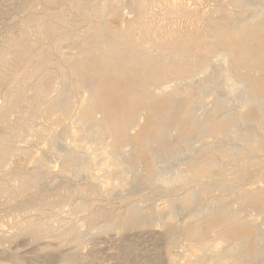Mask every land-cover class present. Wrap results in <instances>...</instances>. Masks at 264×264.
<instances>
[{"label": "bare ground", "instance_id": "1", "mask_svg": "<svg viewBox=\"0 0 264 264\" xmlns=\"http://www.w3.org/2000/svg\"><path fill=\"white\" fill-rule=\"evenodd\" d=\"M50 1L48 2L50 3ZM66 1L81 17H88L92 13L98 12L101 19L109 14L105 12L107 7L112 6L113 11H117L122 6L129 5L135 12V18L127 20L121 30H113L106 28L104 24H99L80 35H71L73 25L62 11L57 13L41 11L30 15L27 22L19 24L17 33H13L12 30L8 31L0 47V78L11 72H16L18 69L15 64L18 61H24L25 66L22 73L17 75L16 81L4 93V102L0 107V128L5 130V133L0 135V177H3V179L0 178V197L14 201L20 199L31 190H35L36 187L39 189V185L51 174V169L44 159L37 158L35 160L40 163L39 168L31 171H21L14 179H5L4 171L8 162H10V158L18 157L22 153L14 147V142L25 140L29 132L43 137L47 142L49 153L62 158L63 176L67 174L78 176L83 173L90 179H94L90 165L95 156L92 154L93 152H89L91 148L89 150L88 147L82 146L81 141L77 142L79 145L75 144L74 146H68L70 143H67L66 146L64 144L72 137L73 133L76 134L72 132L74 131L73 128L71 131L69 127L72 132L71 137L70 131L65 129L68 128L67 124H65L66 127L62 126L64 130L60 129L62 132H59V134L53 133L51 130H49L50 132L41 131L36 128L35 119L42 115L48 118L50 122L55 123L68 116L69 107L67 104L73 98V94L68 90L71 79L68 78L67 74L73 76L86 74L89 71L88 67H91L93 62L100 59L102 63H100V67L95 74L98 79H87L92 85V89L90 94L84 97L86 99L82 111L89 114L88 116L81 115L79 134L77 133V136L74 135L73 137H79L80 140L86 138V141L89 139V141L94 142L93 146H98L97 149L100 146L108 148L109 156L112 153H118L117 155L112 154L111 158L108 156L110 159L106 160L107 162L103 159L106 162H102L103 166L99 161V166H102L103 173L108 178L113 179L115 177L114 179H118L117 185H113V187L111 185L109 190L107 189L110 197L114 195L116 199L117 196L120 198L119 193L121 194V192V195L125 192L124 199H128L132 195L133 190L131 189V192H129L128 188L134 183H129L128 179L130 177L128 175L129 173L130 175L135 173L133 170L137 168H134L132 159V163H125L124 161L129 158L128 154L132 156L133 153L137 155L141 152V149L136 150L135 148L130 153L123 152V150L127 151L129 149L123 147L125 143L121 144L122 147L119 146V142L117 143L112 135L120 133L122 136L130 138L129 126L137 121V117L139 118V114L133 112L134 108L141 106L145 110V107L150 103L166 98L167 107L149 114L148 120L151 122V128L142 135L143 154H145V157L151 156V165L147 171V181L150 184L148 187L152 185L163 187L162 190H171L177 186L181 188H187L190 185L196 186L194 190L189 191L187 197L180 203L182 206L197 205L196 207L199 208L195 209L196 211L194 210L195 212H192L193 215L191 216L194 230L192 233L186 232L185 236L193 240V243L196 242L197 246L212 249V259L207 260L203 255L198 256L197 262L199 264H259L264 259V223L259 226L260 224L257 225L247 219L246 213L244 214L245 211L242 212L228 203L229 199L225 196V193L230 186H236L248 177V166L255 167L254 170L258 171L257 168L263 166L264 163L258 158V155L264 151V55L257 52L258 45L264 40V10H262L264 8L259 9L260 5L264 6V0H226L227 3L235 2L240 6V9L244 4L251 3L252 15L248 19L234 15L226 20L231 23L227 46L222 49L219 58L217 57L216 64H213L210 60L202 69V72L211 76V78L209 77L210 79L206 81L202 79L203 82L201 83L198 81L201 80L200 77L196 81L194 80L197 73L190 72V77L177 79L179 82H174L175 85L169 91L167 88L165 91L155 92L154 95L148 92L150 85L158 82L166 73L180 74L184 71L187 72L186 68L188 66L193 67L198 64L199 54L207 52L212 41L221 38L223 31L220 27H224L226 24L219 23L218 19L213 17V15L220 12L214 10L209 17L210 23L214 27H219L218 30L212 33V36H208L209 38L205 34L203 38H199L197 33L200 28L198 26L191 25L189 29L178 31L174 29L176 19L182 16L186 9L180 0L179 3L171 0H109V4L104 5L100 4L102 0ZM99 5H101L100 10L98 9ZM248 6L250 7V4ZM156 7L160 9L162 20L167 22V29L160 27L159 20L155 19L152 12L150 13ZM203 29L205 31L209 30V28L204 27ZM134 32H138L140 36L136 38ZM43 39L52 41L54 51L60 62H54V57L45 48L36 49ZM71 39L74 40L73 44L76 46L77 52L68 56L62 53L61 49ZM207 39H210V41ZM242 42L244 48L240 51L238 45ZM217 64L223 68L222 73L220 72L221 68L219 71L216 70ZM46 65L56 66L57 70L44 73L39 82L33 84L36 76L42 72V68ZM216 71L222 74L221 77L216 75L214 78ZM198 73L200 74V72ZM59 74L64 75L61 87L52 98H48V85L56 81ZM202 75L204 76L202 78L206 77L204 74ZM122 76L125 77L127 84L122 83ZM102 81L106 83L111 81L113 84L111 83V86L108 85L105 88ZM217 89L218 92H220V89L224 91V94L219 98L215 97L217 99L216 101L213 100L215 101L214 105L210 109H206L205 102L208 95ZM103 92L107 93L103 94ZM218 92L215 91V94L213 92V95L215 96ZM187 96H191L193 102L185 104L184 99ZM110 99L120 103L119 106L116 107L117 102L109 105ZM124 99V107L120 109L123 104L121 101ZM143 110L142 112H144ZM177 110L180 113L175 115L173 112ZM198 110H201V113H197ZM245 110H251L252 112L246 113ZM54 112H58V116L50 118ZM99 113L102 114L101 119L95 117V114ZM75 129H78V127ZM210 131H213L210 135L213 138L211 143L204 139V134ZM56 132L58 133V130ZM107 138L108 141H106ZM198 139L200 140L199 146H197V143L195 145ZM58 144L65 149L58 148ZM130 149L132 148L130 147ZM87 151L91 155L87 154ZM158 153H160L159 156H157ZM120 154L125 156H122L123 161L120 159ZM181 154L187 156L186 167L182 169L169 167L172 161L181 158ZM203 154H207V157L202 158ZM96 156H100V154ZM217 156L226 159L227 157L233 158L231 167L226 168L224 166L225 160H219ZM202 160H204V163L201 162ZM109 167L112 169H109ZM127 177L129 178L127 179ZM204 180H207L208 184L203 183ZM59 182L56 181V185L53 184L54 189L51 191L56 194L57 199L54 198L55 202L64 198L72 199L74 195L85 193L82 189L70 193ZM50 187L52 188V185ZM134 187V185L131 186V188ZM215 187L219 188L221 195L211 198L207 206L202 207L201 203L204 200L200 202V199L209 194ZM97 188L98 186L95 189L97 190ZM116 188L123 190L121 192L118 190L117 196ZM48 191L42 192L39 198L35 197L40 201L37 205L35 203L36 211L39 212L47 206L48 203L44 204L42 200L49 197L50 193ZM29 196L27 195V197ZM250 197L264 202V188L233 193V199L245 205L249 204ZM174 200L173 198V202ZM139 205L140 203L132 206L125 214L116 215L113 220L100 229L103 231H119L131 225L145 224L152 219L157 221L158 217H161L159 214L161 212L157 209L147 212ZM23 206L25 205L23 204ZM87 208L88 203H78L73 211H85ZM175 210V204L170 203L165 209L167 219L173 218ZM257 215L260 216V214ZM93 219L91 218V221ZM231 221L236 222L239 226L249 227L252 233L249 236L246 235L247 237L242 234L233 235L231 241H228V245L223 246L222 249L215 245L206 244L203 238L197 236L198 229L202 224H220L221 222ZM17 224L18 231L14 237L28 233L32 236V239L37 240L49 230H53L48 223L35 224L31 220L21 221ZM1 233L0 239H3ZM82 233L78 227L73 226L66 231L62 242L74 238L75 247L78 248L84 238V233L83 235ZM249 243L251 247L245 254L244 251ZM194 247L196 246H190V250ZM170 263L178 264L175 259H171ZM60 264H68V258H63Z\"/></svg>", "mask_w": 264, "mask_h": 264}, {"label": "rangeland", "instance_id": "2", "mask_svg": "<svg viewBox=\"0 0 264 264\" xmlns=\"http://www.w3.org/2000/svg\"><path fill=\"white\" fill-rule=\"evenodd\" d=\"M48 1L49 0H0V40H1L0 47L3 41L5 40L8 31L12 30L13 33H17V27L19 26V24L27 22L30 15L39 13L41 11L43 12L47 11L50 13H57L62 11L63 14L69 19L70 23L73 25V29L71 30V35H80L83 32H86L87 30L98 26L99 24H104L106 28H110L113 30H121L125 26L127 20H133L135 18V12L133 11V8H130L129 5H124L117 11H113V7L109 6L107 7V10L105 9L106 10L105 12H108L109 14H107L105 18L100 19L98 12L92 13L88 17H81L78 12H75V10L72 9L73 7H71L66 0H51L50 3ZM171 1L175 3H179L180 1H182L186 8L183 15L179 16L176 19V25L174 27L176 31L184 30L186 28L189 29L191 28V25H194L200 28L199 32L197 33L199 38H203L204 34L207 37L212 36L213 35L212 33H215L216 30H218L217 28H219L216 26L214 27V25L210 23L209 17L214 10H218L220 13L217 15H213V17H216L219 23L221 22L223 25L225 24L226 25L224 27L223 26L220 27V29H222L223 31L221 38L218 40H213L209 50L207 52H202L199 54L200 58L198 60L197 65L193 67L188 66L186 68V70L188 71L187 72L184 71L180 74H175L174 72L166 73L162 78H160L158 82L153 83L152 85L149 86L148 92L151 95H154L161 91H165L167 90V88L169 91L171 88H173L175 83L179 82L177 81V79H186L190 77L191 75L190 72H195L198 74V75L196 74L194 78L195 81L199 79V77L201 78V80L199 79L198 81H200L201 83L203 81H206L207 79H210L211 76L207 74L205 75V73L202 72V69L206 66L207 62H210V60L213 64L217 62L216 59L219 58V55L223 51L222 49H225V47L227 46L228 40L230 38L229 28L231 27L230 25L231 23H228L226 20H228L230 16H234V15L241 16L244 19H248L251 17L250 15H252L251 14L252 6L251 3L249 2L248 3L250 4V7L248 6L249 4H244L245 7L247 6V8L241 6V9L245 8L244 10H241L240 6H238L235 2L227 3L226 0H180V1L171 0ZM100 4L101 5L109 4V0H102ZM101 5H99L98 9L101 7ZM260 6L259 9L264 8V6L263 7L262 5ZM34 7L36 8V10ZM248 7L250 10L248 9ZM151 12L152 14L155 15V19L159 20L158 21L160 22L159 26L164 29H167L168 27L166 25L167 22L162 20L163 17L160 16L161 12L159 7L153 8V10H151L150 13ZM203 27L206 29L209 28V30L205 31ZM134 36L137 38L140 36V34L138 32H134ZM207 40L210 41V39ZM73 42L74 40L71 39L67 44H65L61 49L62 53L68 56L75 54L77 52V48L73 44ZM238 46L240 51L243 50L242 49L244 48L243 42ZM40 48H45L46 50H48L54 57L53 58L54 62H60L59 57H57L56 52L54 51L53 43L51 40L49 39L41 40L40 43L37 45L36 49H40ZM257 52L258 54L264 55V40H262L261 43L258 45ZM213 59L216 61H214ZM100 63H102L100 59H97L95 62H93L95 66L91 64V67H88L89 71L86 74L79 76H73L67 74L68 78L71 79V84L68 90L73 94V98L67 104L69 107L68 116L62 118L60 121L55 123L50 122L48 118L42 115L38 116L35 119L36 128L41 131L46 130L48 132L49 130H51L53 133L59 134V132L60 133L62 132L60 129L64 130L63 128L66 127L67 125L68 128L65 129H68V131H70V128L72 131L73 128L74 131L72 132H75L76 134L73 133L71 137L72 132L70 131L71 138L69 139L71 141L67 138L68 140L64 142V144L66 146L67 143L68 144L70 143L68 146L70 145L74 146L75 144L79 145L77 144V142L79 143V141H81L82 146H84L85 148L88 147L89 150L91 148V151L89 152L90 153L93 152L92 154L95 156V157L92 156L94 157L93 158L94 160L92 161L93 163L91 162L90 165V168L92 167L94 179H90L87 175L83 173L78 176H73L72 174L64 175L67 178L66 179L62 174V169H63L62 158L59 157L58 155H52V153H49L47 149V142L44 140L43 137H39L40 135H35L33 132H29L25 140L15 141L14 147L19 149L22 153L18 157L10 158L9 160L10 162H8L4 171L5 179L7 178L14 179L21 171H25V170L31 171L33 169L39 168L40 163L38 161L36 162L37 158L44 159L45 163L51 169V174L43 180L44 182L39 185V189L38 187H36L35 190L33 189L29 192L30 194L29 193L27 194L30 195L29 197H27V195L24 196L26 198L22 197L24 200L20 198L14 201V200H8L5 197L4 198L0 197L1 200L0 233L2 231L1 235L3 236L4 239V240L0 239V264H60L62 259L65 257L68 258V264H171L170 263L171 259H175L178 264H199L197 262V258L198 256L201 255H203L205 259L211 260L213 257L212 249L209 248L206 249L197 246L196 242L193 243L192 242L193 240H190L188 237L185 236L186 232L188 231L189 233L193 232L194 224L192 223L191 216L193 215L192 212H195L196 211L195 209H199V208L196 207L197 205L182 206L180 201H183L189 194V191L194 190L196 186L190 185L189 187H187L188 189L183 187L182 189L180 186H177L175 189L174 188L171 190L166 189L167 191L162 190L163 187L161 188L155 186L157 189L152 185L151 187H148L150 186V184L147 181V171L151 165V160H150L151 156L145 157V154H143L144 147L142 143V135L143 133L149 131L151 128L150 126L151 122H149L148 120L150 116L149 114L151 112L167 107L168 103L166 98H161L158 101L150 103L148 106L145 107L146 108L145 110H143V107L141 106L134 108L133 112L139 114L138 115L139 118L137 117V121L136 122L134 121L129 126L128 132L130 138L124 137L120 133L112 135V138L115 141H117V143L119 142L118 143V145L120 144L119 146L122 147L121 144L125 143L123 147L125 148L127 147V149H129L127 151L123 150V152L125 151L130 153V151H132L133 148H135L136 150L141 149V152L139 150L140 153H138L137 155L133 153L132 154V156L134 155L133 157L130 156V154H128L130 159L127 158L128 161L127 160L124 161L125 163L133 162V165L135 166L134 168H137L133 170L136 174L131 173L130 175L129 173L128 175L130 178L133 175V177L131 178L132 180L129 177H127V179L129 178L128 179L129 183L131 184L134 183L133 185L135 186L134 188H131V186H133L131 185L128 188L129 192H131L130 191L131 189L133 190L132 191L133 193H131L132 195H130L128 199L123 198L125 192L123 195H121L122 189L119 190V188L118 189L116 188L117 191L116 196L120 191L121 194L119 193V196L121 197L119 198L117 196V199L116 197H114V195L110 197V194H108L109 193L108 190L111 185L113 187V185L118 184V179H114L115 177L113 179L108 178L106 174L103 173V168H102L103 163H106L107 162L106 160H109L113 155L115 154L117 155L118 153L115 154L112 153L113 155L110 154L111 156L110 157L109 156L110 152L108 148H103L104 146H100V148L97 149L98 146L97 145L93 146L94 142H92L91 140L89 141V139H87L86 141V138L85 139L81 138V140L79 137L75 138L77 136V133L79 134V128H80L79 124L81 120V115L84 114L85 116H88L89 114L87 112L83 113L82 111L83 110L82 107L86 99L84 97H87L92 89V85L87 81V79H93V78L98 79V76L95 74H96V70H98L100 67L99 66ZM24 66H25L24 61H18L15 64V67L18 69L16 72L13 71L14 73L11 72L9 74H6L4 77L0 78V107L4 102V93L7 92V90L11 87V85L16 81L17 75L22 73ZM216 66H218V64ZM216 68H217L216 70L218 71L221 68L220 72L222 73L223 71L222 67L218 66ZM56 70H57L56 66H52V65L44 66L42 68V72H40L36 76V80L33 81V84H35L36 82L38 83L44 73L52 72V71L54 72ZM218 71H216L217 74L216 73L214 74L215 75L214 78L216 77V75H218L217 77H221L222 74L219 73ZM198 72H200V74ZM201 73L204 74L206 77L202 78L204 76ZM63 77L64 75L59 74L58 79L54 81L52 84L48 85V94H49L48 98H52L57 93V90L61 87V81H63ZM121 80L123 84L125 83L127 84L124 76L121 77ZM200 82L199 84H201ZM111 83H112L111 81L110 83L103 82L105 88H107L108 85L111 86L113 84ZM215 91L218 92V89ZM215 91H213L214 94ZM221 91L222 90L220 89V92ZM213 92L210 95H208L206 99L205 102L206 109H210L214 105L217 99L215 97L219 98V96L221 97V95L224 94V91H222L221 92L222 94L218 92L214 96ZM106 93L107 92H103V94ZM116 102H117L116 100L110 99L108 103L109 105H111ZM121 102L123 104L120 106V109L124 107L125 99L122 100ZM191 102H193V98L191 96L185 97L184 99L185 104ZM119 104L120 103H118L116 107H118ZM207 104L210 106L208 107ZM142 110L144 112H142ZM245 112L251 113L252 111L245 110ZM173 113L177 115L180 113V111L177 110ZM197 113H201V110H198ZM58 114H59L58 112H54L50 116V118L56 117L58 116ZM95 117L101 119L102 114L100 113L97 115L95 114ZM65 124L67 125L65 126ZM63 125L64 127H62ZM76 126L78 127V129H75L77 128ZM56 129L58 130V133L56 132L57 131ZM212 132L213 131H210L204 134V139L209 143L213 142L212 141L213 138H211L210 136ZM4 133L5 130L3 128H0V135ZM74 135L75 137H73ZM74 139L75 141H73ZM119 139L120 141L123 140L122 143L118 141ZM106 141H108V138L106 139ZM196 143L197 146H199L200 140L199 139L196 140L195 145ZM57 147L60 149H65L60 144H58ZM130 147L132 149H130ZM89 152L87 151V154H90ZM98 154H100V156H96ZM159 155L160 153L157 154V156ZM122 156L123 154L121 155L120 159L124 160ZM180 157L181 158L178 157L179 158L178 160H175L174 162L172 161L173 163L171 162L170 163L171 165L169 164L170 165L169 167H172V169L185 168L187 165L186 164L187 156L181 154ZM203 157L206 158L207 154H203L202 158ZM217 158H219V160L222 161L225 160L224 166H226V168L231 167L233 158L227 157L226 159V158H222L221 156H217ZM258 158L259 160H262V162H264V151L258 155ZM103 159H105L106 162ZM204 160H202L201 162H203ZM99 161L100 164H102L101 167L99 166L100 165ZM262 165L263 166L257 168L258 171L254 170L256 169L255 167L248 166L247 167L248 177L245 180H243V182H239L240 184L236 186H230L227 192L225 193V196L229 199L228 203L232 207H235L242 212L245 211L244 214L246 213V218L253 221L257 225L260 224L259 226H261L264 223V202L262 200H257L254 197H250V199L248 200L249 204L245 205L244 203L238 202L235 199H233V193H237L242 190L246 192L247 190H251V189L264 188V163ZM109 169L112 168L109 167ZM0 178L3 179V177ZM95 179L96 181H94ZM56 181H60L59 183H61V185L64 188H66L70 193L79 189L84 190L85 193L74 195L72 199L64 198V199H60V201L58 202H55V200L57 199L56 194L51 191L54 189L53 184L56 185L55 183ZM207 182H208L207 180H204L203 183L208 184ZM102 184H105L108 187L104 188L106 186ZM51 185L52 188L50 187ZM47 186L50 187L51 189L48 188ZM96 186H98L97 190L95 189ZM160 188L161 190H159ZM45 190L52 195L50 196L49 194V197L46 198L47 200L46 199L42 200L44 204L46 203L48 204L41 211L38 212L35 210V203L37 205L40 201L39 199L37 200L36 198L37 197L39 198L40 194ZM114 192L112 193L115 194ZM220 193L221 192L218 187L213 188L209 194H206L200 199L201 200L200 202H202L203 200L205 201L201 203L202 207L207 206L211 198L219 197V195H221ZM172 197L175 199L174 202ZM1 198L3 199V201ZM77 202L88 203V208L85 211L74 212L73 209L78 204ZM169 202L173 205L175 204L176 206L175 215L173 216L174 220L173 218L169 220L167 219L166 216L165 209L170 205ZM139 203H140L139 206L145 209V211L147 212H150L152 209H157L159 212H161L159 213L161 217L159 216L158 217L159 219H157V221L152 219L150 222H147L145 224L139 223V224L131 225L126 227L124 230H119V231H103L102 229H100L109 221L113 220L116 217V215L127 213L132 206L138 205ZM23 204L25 206H23ZM251 207L253 209L249 210V208ZM256 213L260 214L261 217ZM261 213L263 214L261 215ZM91 218L94 219L91 221ZM20 219L22 222L26 220H31L35 224L48 223L52 226L53 230H49L43 237L37 240L32 239V236L28 233H24L21 234L20 236L14 237L18 231L17 223H21V221H19ZM73 226L78 227L84 233L83 236L84 238L82 240L81 245L78 248L75 247L74 238H70L67 241L62 242L66 231ZM198 230L199 232L197 236L203 238L206 244L215 245L216 247H219V249H222V247L223 246L225 247V245L227 246L229 243L228 241L233 237V235L242 234L245 237H247L252 233V230L249 227L239 226L236 222H232V221L224 222V223L221 222L220 224L219 223H214V224L207 223L204 225L202 224L200 229ZM3 233L6 235H4ZM190 246H196V247L190 250ZM250 247L251 244L249 243L246 250L244 251L245 254H247ZM263 261L261 260L259 264L261 263L263 264Z\"/></svg>", "mask_w": 264, "mask_h": 264}]
</instances>
